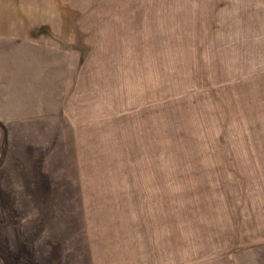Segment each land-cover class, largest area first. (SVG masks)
I'll return each mask as SVG.
<instances>
[{
    "label": "rangeland",
    "instance_id": "rangeland-1",
    "mask_svg": "<svg viewBox=\"0 0 264 264\" xmlns=\"http://www.w3.org/2000/svg\"><path fill=\"white\" fill-rule=\"evenodd\" d=\"M0 264H264V0H0Z\"/></svg>",
    "mask_w": 264,
    "mask_h": 264
},
{
    "label": "crops",
    "instance_id": "crops-1",
    "mask_svg": "<svg viewBox=\"0 0 264 264\" xmlns=\"http://www.w3.org/2000/svg\"><path fill=\"white\" fill-rule=\"evenodd\" d=\"M16 11V10H15ZM23 24V23H22Z\"/></svg>",
    "mask_w": 264,
    "mask_h": 264
}]
</instances>
